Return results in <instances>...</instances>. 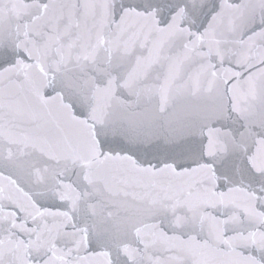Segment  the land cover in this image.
Segmentation results:
<instances>
[{"label":"snow or ice","instance_id":"6c2138e0","mask_svg":"<svg viewBox=\"0 0 264 264\" xmlns=\"http://www.w3.org/2000/svg\"><path fill=\"white\" fill-rule=\"evenodd\" d=\"M0 264H264V0H0Z\"/></svg>","mask_w":264,"mask_h":264}]
</instances>
